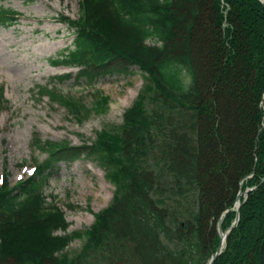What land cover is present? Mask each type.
Returning <instances> with one entry per match:
<instances>
[{
    "label": "trees",
    "instance_id": "obj_1",
    "mask_svg": "<svg viewBox=\"0 0 264 264\" xmlns=\"http://www.w3.org/2000/svg\"><path fill=\"white\" fill-rule=\"evenodd\" d=\"M80 3V18L63 21L73 45L52 66L92 86L138 68L144 87L123 124L91 144L36 140L49 158L25 182L0 186V264H208L250 189L214 264H264V0ZM13 14L0 9V24ZM38 94L79 121L92 113L58 89ZM83 156L116 192L89 229L57 235L68 224L47 200L50 170ZM75 238L86 241L71 256Z\"/></svg>",
    "mask_w": 264,
    "mask_h": 264
},
{
    "label": "rangeland",
    "instance_id": "obj_2",
    "mask_svg": "<svg viewBox=\"0 0 264 264\" xmlns=\"http://www.w3.org/2000/svg\"><path fill=\"white\" fill-rule=\"evenodd\" d=\"M0 9L17 14L12 25L0 24V181L5 176L14 187L49 158L37 139L74 147L91 144L101 130L123 124L145 81L134 68L129 76H107L92 86L77 77V69L52 66L73 45V30L63 21L82 15L80 0H0ZM71 72L69 80L59 78ZM42 87L80 98L92 113L79 121L59 102L41 97ZM102 97L108 101L105 110ZM50 171L48 202L63 212L67 233L86 231L112 202L116 185L97 161L85 156L73 163L58 162ZM85 241L74 239L68 253L81 251Z\"/></svg>",
    "mask_w": 264,
    "mask_h": 264
},
{
    "label": "water",
    "instance_id": "obj_3",
    "mask_svg": "<svg viewBox=\"0 0 264 264\" xmlns=\"http://www.w3.org/2000/svg\"><path fill=\"white\" fill-rule=\"evenodd\" d=\"M241 196H242V193H240V195L238 196V199H237V201H238V214H237V218H236L235 224L226 233H223L222 229H220V235H221L222 241H221L220 245L218 246L216 252L213 254L211 260L208 262V264H214L215 260L223 252L224 242H225V240L227 238L228 233L233 228H235L237 226L238 222H239V219H240V207H241V204H240Z\"/></svg>",
    "mask_w": 264,
    "mask_h": 264
},
{
    "label": "bare ground",
    "instance_id": "obj_4",
    "mask_svg": "<svg viewBox=\"0 0 264 264\" xmlns=\"http://www.w3.org/2000/svg\"><path fill=\"white\" fill-rule=\"evenodd\" d=\"M236 207V206H235Z\"/></svg>",
    "mask_w": 264,
    "mask_h": 264
}]
</instances>
